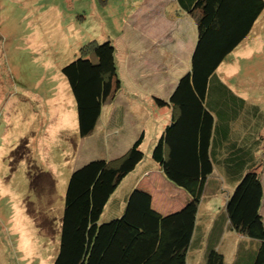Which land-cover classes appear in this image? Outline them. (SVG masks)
<instances>
[{
    "label": "trees",
    "instance_id": "1",
    "mask_svg": "<svg viewBox=\"0 0 264 264\" xmlns=\"http://www.w3.org/2000/svg\"><path fill=\"white\" fill-rule=\"evenodd\" d=\"M172 5L197 18V42L191 68L169 99L155 97L171 115L151 157L190 200L160 217L133 194L125 212L118 202V214L102 220L121 182L144 161L141 134L121 157L93 159L72 172L53 264H264V188L256 171L264 154V108L239 96L217 73L251 32L264 0ZM118 67L111 40H90L62 67L78 108L80 136L95 132L104 104L121 88ZM215 170L233 186L217 210L202 203Z\"/></svg>",
    "mask_w": 264,
    "mask_h": 264
},
{
    "label": "rangeland",
    "instance_id": "2",
    "mask_svg": "<svg viewBox=\"0 0 264 264\" xmlns=\"http://www.w3.org/2000/svg\"><path fill=\"white\" fill-rule=\"evenodd\" d=\"M151 1L154 6L156 0H0V264H53L72 172L93 159L121 157L130 147L118 155L120 133H108L105 143L98 141L99 131L80 136L78 108L62 67L81 47L90 40L113 41L124 87L117 96L128 104L139 99L126 126L128 137L144 132L142 148L149 151L155 133L166 126L171 109L159 107L152 96L159 90L161 64L150 57L147 69L132 67L134 55L141 59L144 52L136 40L135 47L125 40L146 37L136 20ZM217 73L239 96L264 108V10ZM260 157L256 171L264 188V154ZM141 171L121 182L102 220L118 214L115 204ZM223 188L227 198V185ZM216 200H210L212 209Z\"/></svg>",
    "mask_w": 264,
    "mask_h": 264
},
{
    "label": "crops",
    "instance_id": "3",
    "mask_svg": "<svg viewBox=\"0 0 264 264\" xmlns=\"http://www.w3.org/2000/svg\"><path fill=\"white\" fill-rule=\"evenodd\" d=\"M172 2L173 0H156L153 3L155 5L152 6L151 1L150 5L146 7L147 11L143 14V17L137 18L136 20L137 23H140V26L145 27L146 37L141 38L139 36V39H136L133 35L128 40L125 39L127 42H130V47L134 45V40H136L144 52V56L141 59H136L137 56L134 55V59L131 61L135 62V64L131 65L132 67L139 65L142 70L143 68L147 69L148 66H144V64L148 62L150 57L156 59V62L161 64L162 75L155 79V85L156 87H159V90L164 91V94L158 90L156 93H153L152 96L164 99H169L178 80L190 70L191 59L197 42V18L189 13L180 12L175 5H172ZM163 3H165V6L161 5L162 9H159V5ZM169 7H173L174 9V11L171 12L173 14L171 15H169L170 11H167L169 10ZM174 7L177 8V10ZM160 23L162 27L157 29L156 26ZM152 52H156V55H152ZM182 60L184 62L182 63L183 65H181V70H179V62ZM146 77H151V74L146 75ZM152 82H147V84L154 85ZM164 84H166L165 87ZM121 89H124L123 85L116 94L104 104L101 119L95 130V132L99 131L101 134L98 141H104V143L107 141L108 133L121 134L120 136L123 142L117 143L121 147L118 155L131 146V143L136 139L135 134L133 137H128L126 126L128 121H131L134 114L133 112L137 114L135 106L139 104L137 103L133 105L134 102L139 101V99L135 101V97L133 98L134 101L132 104H128L126 101H121L120 97L117 96V94L121 93ZM240 96L246 99L242 94ZM170 109L171 108H169V110ZM162 130L155 133L153 146ZM143 133L144 132H139V135ZM143 143H145L144 134L141 147L143 146ZM152 148L153 147L151 146L149 151L144 150V161H142L133 172L138 173L142 170L141 173L136 177L135 182L131 186V190L120 197L118 208L123 210V212L128 208L134 195H136L135 198L138 196L144 198L148 202L151 211L160 217L182 209L190 199L188 192L177 187L164 176L163 172L158 169L156 163L152 161V157L148 159L149 155L151 156L152 154ZM224 185H227L228 194L226 196L229 197L233 191L230 179H228L226 175H221L218 170H215L211 177V183H208V186L204 191L202 203L206 202L207 205H209L210 200L216 198L217 200L214 204L216 209L218 205H221L223 202L225 203V200L228 197H224ZM208 208H212L211 205ZM262 212L264 213V207ZM203 259H205V255Z\"/></svg>",
    "mask_w": 264,
    "mask_h": 264
},
{
    "label": "clouds",
    "instance_id": "4",
    "mask_svg": "<svg viewBox=\"0 0 264 264\" xmlns=\"http://www.w3.org/2000/svg\"><path fill=\"white\" fill-rule=\"evenodd\" d=\"M228 198H229V197H228ZM228 198H227V199H228ZM189 200H190V199H189ZM188 202H189V201H188ZM188 202H187V203H188ZM187 203H186V205H187Z\"/></svg>",
    "mask_w": 264,
    "mask_h": 264
}]
</instances>
